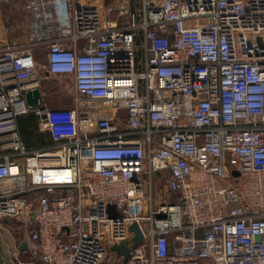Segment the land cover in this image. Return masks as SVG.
<instances>
[{
    "label": "built area",
    "instance_id": "obj_1",
    "mask_svg": "<svg viewBox=\"0 0 264 264\" xmlns=\"http://www.w3.org/2000/svg\"><path fill=\"white\" fill-rule=\"evenodd\" d=\"M102 1L0 0L28 21L0 24V222L42 264H102L134 222L125 264H264V0H123L112 20ZM34 49L70 105H47ZM31 113L50 145L23 138Z\"/></svg>",
    "mask_w": 264,
    "mask_h": 264
},
{
    "label": "rangeland",
    "instance_id": "obj_2",
    "mask_svg": "<svg viewBox=\"0 0 264 264\" xmlns=\"http://www.w3.org/2000/svg\"><path fill=\"white\" fill-rule=\"evenodd\" d=\"M123 0H103L101 4H103V10L104 13L106 14V17L108 19H114L118 16L120 12L119 5ZM132 4H137L136 8L139 7V3L134 2V0L131 2ZM113 5H115V11L114 12H108V9L111 8ZM128 16H123L120 17V20H126ZM34 54L36 55L38 64L43 72V82H42V87L45 90V98L47 101V105L49 107H59V106H64V105H70L71 104V99L73 96L74 92V81L71 77L69 76H53L50 75L46 71V60H45V53L44 51H40L37 49L33 50ZM37 125V122L35 123ZM25 137H27L28 142L38 148L40 147L39 141L35 135V132L32 128V130H27L24 133ZM159 197L156 198V202L160 203ZM16 222V220H15ZM13 220L11 222V227H15V229H18L17 224ZM9 230H8V229ZM3 222H0V263L8 258V261L10 260V254H9V245L12 246L13 249L18 248V242L20 240L25 239V231L24 228L21 227L18 230V234L16 235L17 240L14 242L13 236L11 235V228L7 226ZM201 233H198V236H200ZM18 255V252H17ZM19 256V260L17 264H42L39 263L35 260H33L27 252H24ZM7 260V259H6ZM10 262V261H9ZM102 264H119L118 262V256L115 255L113 252H111L106 259L103 261Z\"/></svg>",
    "mask_w": 264,
    "mask_h": 264
},
{
    "label": "crops",
    "instance_id": "obj_3",
    "mask_svg": "<svg viewBox=\"0 0 264 264\" xmlns=\"http://www.w3.org/2000/svg\"><path fill=\"white\" fill-rule=\"evenodd\" d=\"M4 21L5 22L11 21L13 24H15L17 27H19V28H17V30L19 32L20 31L22 32L24 30L23 28L26 27V24L28 22L27 21V18H26V13H25L24 9H22L20 7L19 8H15V9H7V8L2 9V8H0V24L2 22H4ZM36 122H37V125H35ZM38 125H39V118L35 114H33V113L28 114V115H25V116H22V117L19 118V127L21 129L23 138L25 139V141L28 144H30V143L28 142L27 137H25L24 133L27 130H29V131L32 130V128H33V130L35 132L36 137L39 138L38 139L39 143H43V142L47 143V140L51 141V139H49V136H47L45 134H40V132L38 131ZM12 220L15 222L14 219H8V218L7 219H4L1 222H3L4 224H6V228H7V226H9L11 228V235L13 236V239H14V242H15L17 240V238H16L17 236L16 235L18 234V230H19V228H21L23 226L21 224L18 225V222L16 221L15 223L17 224L16 227H18V229H15L14 226L11 227L10 224H11ZM21 242H22V240H20L18 242V248H17V250L16 249H13L12 246L9 245V248H10L9 249V254H10L9 255L10 256V260L9 261L10 262L8 261V258H6V256H5V260L3 262H1L0 264H17V262L19 260V256L18 255H20V254H22L24 252H27L28 253L27 249L24 250V251H21L20 250ZM17 252H18V255H17Z\"/></svg>",
    "mask_w": 264,
    "mask_h": 264
},
{
    "label": "water",
    "instance_id": "obj_4",
    "mask_svg": "<svg viewBox=\"0 0 264 264\" xmlns=\"http://www.w3.org/2000/svg\"><path fill=\"white\" fill-rule=\"evenodd\" d=\"M41 98H42V92L40 89H34L26 93V101L28 105L32 107L39 106ZM235 174H237V172H235ZM114 209H115V205L113 204L109 205V210H110L111 215H115ZM130 230L134 232V236L131 238V241H130L131 243L130 246L126 243H120V244H115L111 247L112 252L120 253V255L122 256V262L124 264L127 262L129 258L131 247L133 248L137 247L144 240V234L138 222H134L130 226ZM26 249H27V242L23 240L20 245V250L24 251Z\"/></svg>",
    "mask_w": 264,
    "mask_h": 264
},
{
    "label": "trees",
    "instance_id": "obj_5",
    "mask_svg": "<svg viewBox=\"0 0 264 264\" xmlns=\"http://www.w3.org/2000/svg\"><path fill=\"white\" fill-rule=\"evenodd\" d=\"M48 136V135H47ZM46 136V137H47ZM37 139H39V138H37ZM50 139V138H49ZM52 142L51 141H49V140H47V143H45V142H43V143H39V145H40V147H44V146H48V145H50ZM30 145V144H29ZM20 223H18V225H19Z\"/></svg>",
    "mask_w": 264,
    "mask_h": 264
}]
</instances>
